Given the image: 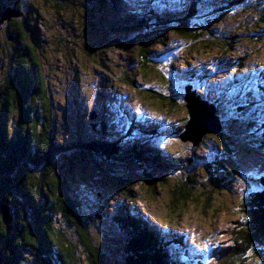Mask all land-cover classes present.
Segmentation results:
<instances>
[{
  "label": "trees",
  "instance_id": "1",
  "mask_svg": "<svg viewBox=\"0 0 264 264\" xmlns=\"http://www.w3.org/2000/svg\"><path fill=\"white\" fill-rule=\"evenodd\" d=\"M225 1L220 0V8H217L213 6V0H187L184 5L181 3L178 9L170 10L162 18L154 20L153 12H149L152 16L145 15L136 19L135 23H124L112 22L115 20L112 15L111 18L109 15L104 16L106 11L109 14L116 10L119 0H0L1 264H113L108 251H102L103 247L99 244L103 243V238L107 240L106 243L111 238L114 244H118L122 264H202L201 260L185 249L186 244L180 236L168 235L155 229L146 218L126 205L118 204L111 207L109 212L99 207L100 211L95 216L91 214L89 218L87 209L82 207L83 200L77 195L80 189L77 192L73 187L78 185L74 177L80 174V166L76 163L84 161L85 156L96 158L98 161L94 162L98 166V174L109 175L117 185L116 189L122 191L125 201H130V206L134 200L131 191L133 186L129 175L125 173L134 164L137 167L136 175L147 187L167 185L168 200L173 208L184 207L190 202L207 206L213 201L210 188L216 186L217 189L222 179H229L234 174L218 160L220 154H217L224 148H229L230 144L222 134L225 132L230 135V132L222 127L221 133L217 134L224 145L221 144L220 149L213 152V158L208 159L209 166L206 169L202 167L207 172L205 184L197 183L193 173H187L183 179L178 178L174 182H170L173 181V176L164 177L163 171L176 169L182 162L174 157H164L165 160L161 161L162 155L145 148V142H139L137 134L148 136L145 139L159 134L153 129L145 132L135 120L126 121L128 128L121 125L122 132L125 133L124 140H104L107 128L102 119L101 124L98 123L100 134L96 138L86 136L85 127L78 130L75 128L71 139L60 137L56 131L59 113L48 87L50 74L56 72V61L49 55L46 57L57 46L46 17H70L68 28L73 24L75 35L68 38L74 40H70L74 56L77 53L90 54L100 60L108 51L107 45L114 46L118 42L121 44V39L108 40L113 33L139 32L134 39L124 42L121 48H136L138 70L148 73L149 66L153 65L151 61L161 62L159 54L152 56L148 52L149 45L158 44V40L168 32L178 35L182 40L188 39L189 45L196 41L212 44L208 39V28L204 26L206 19L224 9L222 4L225 8H232L233 5L239 8L245 4V0ZM155 5L151 9L154 10ZM5 10H14L18 16L3 18ZM61 45L62 50L57 48L65 54V44ZM222 45L223 48L228 46L225 43ZM47 58H50L52 65H46L47 70H44ZM170 68L168 73L164 69L165 75L162 76V87L170 95L155 93L149 99L154 104L161 100L159 104L165 113L178 104L177 93L182 91L185 96L186 86L192 85L194 89L200 85V80L204 81L203 78H197V71L191 70L187 74L186 70L178 71L174 66ZM233 75H237V72ZM255 78L254 90L263 97L264 73ZM236 81L235 79L233 82ZM125 83L131 86L134 84L133 81ZM72 93L65 91L70 99L67 103L70 114L77 118L81 106L76 98L78 95ZM209 101L216 104V100L212 98ZM249 105L250 102H247L236 107V113L243 112ZM94 111L97 112L96 108ZM255 112L262 117L261 112L256 109ZM122 116L127 117L125 114ZM77 124L80 127L79 122ZM257 124L258 128L253 133L245 132L248 139L251 134L264 137L261 132L264 130V122ZM124 141L128 142V149H125ZM262 145L258 137L257 146ZM192 160L193 164L202 166L200 163L203 160L200 161L198 156L194 155ZM115 165L118 166L115 171L109 170ZM81 173L84 180L90 183L94 181L91 173L88 174L84 168H81ZM80 183L83 184L84 181L80 179ZM197 190H200L199 194L195 192ZM103 194L106 199L103 203H107L110 198L106 193ZM201 197L204 198L201 200ZM240 206L247 218L244 220L245 227L238 232L243 242L236 241L237 246L223 250L224 257L221 261L225 264H246V260L240 259L243 254H256L261 258L264 256V176L256 182L252 181L251 190L245 197H241ZM2 207L8 210L5 216ZM98 218H102L108 226L104 237L98 235L102 240L96 235ZM239 222H242L241 218ZM238 254L241 255L237 256ZM31 257H34L35 262L31 261Z\"/></svg>",
  "mask_w": 264,
  "mask_h": 264
},
{
  "label": "rangeland",
  "instance_id": "2",
  "mask_svg": "<svg viewBox=\"0 0 264 264\" xmlns=\"http://www.w3.org/2000/svg\"><path fill=\"white\" fill-rule=\"evenodd\" d=\"M185 2L187 0H119L116 10L111 12L112 14H108L106 11L104 16L112 15L115 18L112 22L135 23L136 19L145 15L152 16L150 13L153 12L155 17L152 18L155 20L162 18L174 6H179L181 3L184 5ZM244 3L239 8L233 5L232 8L225 10L226 12H222L218 19L216 17L206 19L204 26L208 28V39L213 42L212 44L196 41L189 45L188 39L182 40L178 35L168 32L158 40V44L149 45L148 52L152 56L159 54L161 62L151 61L153 65L149 66L148 73L138 70L136 48H128V46L121 48L124 42L134 39V36L139 32H124L118 35L113 33L108 40L121 39V44L119 45L118 42L114 46L107 45L108 51L100 57V60L90 54L77 53L78 55L74 56L75 52L70 48V40L72 42L74 40L68 38V36L75 35L72 30L74 25L71 24L69 25L71 29L68 28L70 17L63 15L59 17L60 19L46 17L53 33L52 38L55 45L62 50L61 44L64 43L66 48L65 54L56 47L46 55L56 61L54 65L56 72L50 74L48 87L51 99L57 106L56 111L59 113V124L56 131L60 137L71 139L75 128L78 130L85 127V135L96 138L100 134L98 123L101 124L103 120L107 128L104 140H124L125 133L122 132L121 126L124 124L122 115L128 116L126 120L130 118L138 122L143 118L145 122H142V129L145 132H151V129L156 130L159 135L150 139H145L148 136L139 137L143 140H137L145 142V148L148 147L162 155L161 161L165 160L164 157H174L182 162V165L180 163L176 169L173 168L174 170L163 171V176H173V181L170 182H174L175 179H183L187 173H193L197 183L205 184L207 172L203 169L209 166L208 159L213 158V152L220 149L221 144H224L217 134L206 135L208 137H205L196 147H193L188 141L183 142L178 139L184 130L188 115L183 98L191 96L199 101L204 98L216 100L223 128L230 132V135L225 132L222 134L226 142L230 144L229 148H224L217 154H220L218 160L222 161L234 174L230 175L229 179H222L217 189L216 186L211 185L214 202L212 201L207 206L190 202L184 207L173 208L168 200L167 185L147 187L136 175V164L130 166L125 173L129 175L133 186L131 191L134 200L130 206V201H125L122 197V191L116 189L117 185L114 180L107 174L104 176L98 174L99 169L96 168L98 166L94 162L97 159L85 156L84 161L78 162L80 165L76 163L77 166H80V174L77 175L78 177H74L78 185L73 187L76 191L80 189L77 195L83 200L82 207L87 209L89 218H91V214L95 216V213L100 211L99 207L109 212L112 210L111 207L118 204L126 205L132 210H136L141 217H146L155 229L169 234H179L181 240L186 244L187 248L185 249L191 255L193 254L192 256L201 259L203 264H225L221 261L224 257L223 250L237 246L236 241L243 242L238 232L245 227L244 220L247 218L240 206L241 197H245L251 190L252 181L256 182L257 179L264 176V145L257 146L255 136L251 134L248 139L244 133H253L257 128L255 121L260 122L264 119L262 107H259L256 103L257 99L251 96L255 77L264 73V0H245ZM153 5H155L154 10L151 9ZM223 43L228 46L223 48ZM50 58L45 59L44 70H47L46 65H52ZM101 59L104 60L101 61ZM171 66H174L178 71L186 70L187 74L191 70L197 71L199 73L197 78H203L204 81L200 80V85L194 89H192V85L186 86L185 96L182 91L177 93L178 104L173 105L165 113L159 104L161 100L154 104L149 99H152L150 95H156L155 93L157 95L163 93L164 96L170 95L166 94L162 87V76L165 75L164 69L168 73ZM235 72L237 75H233ZM235 79L236 83L233 82ZM125 81H133L134 84L131 86ZM66 90L78 95L76 98L79 100L78 105L81 106V109L77 105V110L80 109L77 118H73V115L70 114L67 105L70 99L65 95ZM227 95L230 98L233 97L232 104L226 100ZM69 96L71 95L69 94ZM256 97L259 99V94ZM247 102H250V106L240 114H236V107L243 106ZM94 108L97 112L94 111ZM255 109L261 111L262 119L258 112H254ZM92 113L96 116L95 120L90 119ZM116 121L118 125H115ZM261 132L264 135V130ZM236 138L238 139L236 140ZM260 139L262 142L264 141V137L260 136ZM123 144H125V149H128V142L124 141ZM194 155L198 156L200 161L203 160L200 163L202 166L192 163ZM121 164L124 167L123 161ZM81 168H84L88 174L91 173L92 179L94 178L92 183L84 180ZM117 168L118 166L115 165L111 166L109 170L115 171ZM80 179L84 181L83 184H79ZM71 182L74 181L71 180ZM195 192L199 194L200 190ZM103 193H106L110 198L107 203H103L106 200ZM203 198L201 197V200ZM100 200L102 202L99 203ZM2 211L7 215L8 210L5 207H2ZM240 218L242 222H239ZM87 223L91 222L87 221ZM95 227L97 237L102 240L98 235L104 237L108 226L102 218H98ZM102 242L99 243L103 247L102 251H108L113 264H122V254L118 244H114L111 238L108 243L104 238ZM218 252L220 253L218 254ZM33 259L34 257H31V261L35 262ZM240 259L246 260V264H263L264 262V256L261 258L251 253L241 255ZM235 264H242V262Z\"/></svg>",
  "mask_w": 264,
  "mask_h": 264
},
{
  "label": "water",
  "instance_id": "3",
  "mask_svg": "<svg viewBox=\"0 0 264 264\" xmlns=\"http://www.w3.org/2000/svg\"><path fill=\"white\" fill-rule=\"evenodd\" d=\"M16 16H18V14L14 10H5L3 12V18ZM186 92L187 90L185 89V95ZM184 100L188 119L184 126V130L179 135L181 141H188L193 147H196L204 136L221 133L222 126L216 115V108L213 104H210L207 101H199L191 96L187 98L184 97ZM95 117L94 113L90 114L91 120H94Z\"/></svg>",
  "mask_w": 264,
  "mask_h": 264
},
{
  "label": "bare ground",
  "instance_id": "4",
  "mask_svg": "<svg viewBox=\"0 0 264 264\" xmlns=\"http://www.w3.org/2000/svg\"><path fill=\"white\" fill-rule=\"evenodd\" d=\"M180 236V235H179ZM193 255V254H192ZM196 259H198V258H196Z\"/></svg>",
  "mask_w": 264,
  "mask_h": 264
}]
</instances>
